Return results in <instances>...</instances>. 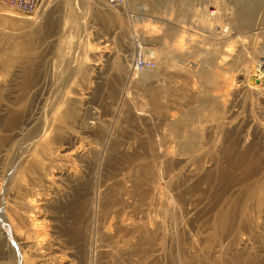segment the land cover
<instances>
[{
  "label": "rangeland",
  "instance_id": "obj_1",
  "mask_svg": "<svg viewBox=\"0 0 264 264\" xmlns=\"http://www.w3.org/2000/svg\"><path fill=\"white\" fill-rule=\"evenodd\" d=\"M254 1L0 3V264H264Z\"/></svg>",
  "mask_w": 264,
  "mask_h": 264
},
{
  "label": "bare ground",
  "instance_id": "obj_2",
  "mask_svg": "<svg viewBox=\"0 0 264 264\" xmlns=\"http://www.w3.org/2000/svg\"><path fill=\"white\" fill-rule=\"evenodd\" d=\"M151 2H152V6L154 7V8H156L159 12H160V15L162 14V16H164V17H162L161 18V20L160 19H158V21H159V23L160 24H162L164 27H165V31H166V35H171L172 36V41L173 40H175L174 41V44H175V42H176V40L179 38V37H181L182 36V33L184 32L182 29H178V27H175V25H174V22H173V19H171L170 18V16H169V12L167 13V14H165L164 13V11L167 9V8H170L171 10L173 9V11L172 12H174V15L176 16V18L177 17H183V16H186V14H187V16H190L191 14H193L194 13V7H195V5H196V2H197V0H150ZM190 2L191 1V4H190V6H188L189 4L188 3H186V2ZM127 3H129L130 5H133V4H135L134 2H133V0H124V3H122V7H123V5H125V4H127ZM256 3H258V1L256 0V1H254L253 2V4H256ZM109 6H111V5H109ZM113 7V6H112ZM124 8V7H123ZM122 8V9H123ZM214 8V7H213ZM170 10V11H171ZM196 10V9H195ZM171 12V13H172ZM209 13L213 16V15H215V11H214V9L212 10V11H209ZM163 14H165V15H163ZM196 12H195V16H196ZM137 16H140V15H137ZM136 16V17H137ZM186 16V17H187ZM203 16V15H202ZM134 17V16H133ZM197 17V16H196ZM145 18V17H144ZM207 18H208V16H207ZM205 19V20H203V22H204V25H205V23H207L208 21H209V18H210V16H209V18L208 19ZM185 19V18H184ZM200 20H201V18H199ZM235 21H238L239 22V20H235ZM135 22V21H134ZM179 25V24H178ZM189 25V24H188ZM255 25V23H252L251 24V26H254ZM177 26V25H176ZM136 30V29H135ZM222 31V30H221ZM223 32V31H222ZM161 35H163V34H161ZM137 37V36H136ZM168 37V36H167ZM209 38H210V36H208ZM221 38V37H220ZM219 38V39H220ZM218 39V38H217ZM216 39V40H217ZM231 40V39H230ZM234 41V40H233ZM177 43V42H176ZM157 61V63H158V66H159V61L158 60H156ZM153 60H144V61H140V62H137L135 65H134V69H135V71L137 72L138 71V73L139 74H142V73H147V72H155L157 69H158V66L154 69V71L152 70V71H147V70H149V69H151V65H153ZM157 74H159V73H157ZM89 125H91V126H93L92 125V123H89ZM154 152H155V150H154ZM156 153L159 155L160 153H161V149L159 148V147H157V150H156ZM155 153V154H156ZM28 206L29 207H31V204H28ZM26 221L29 223V226H31V227H36V224L33 222V221H30L28 218H26ZM173 224V223H172ZM175 236V235H174ZM169 238H171L172 240H173V238H175V237H173V233H171L170 235H169ZM240 241V240H239ZM171 242V241H170ZM178 258V259H177ZM174 257L173 258V260H174V262L175 263H177V264H197L196 262H195V260H193L192 258H190V257H185L184 259H183V257L182 256H180L179 255V257ZM229 258L231 259V261H232V264H242V261H243V259H244V255L243 254H241V253H236V252H231L230 253V256H229ZM173 262V263H174Z\"/></svg>",
  "mask_w": 264,
  "mask_h": 264
},
{
  "label": "built area",
  "instance_id": "obj_3",
  "mask_svg": "<svg viewBox=\"0 0 264 264\" xmlns=\"http://www.w3.org/2000/svg\"><path fill=\"white\" fill-rule=\"evenodd\" d=\"M108 4L113 7H120L124 0H107ZM42 0H0L5 4L23 15L31 16L37 13ZM138 64V63H137Z\"/></svg>",
  "mask_w": 264,
  "mask_h": 264
}]
</instances>
